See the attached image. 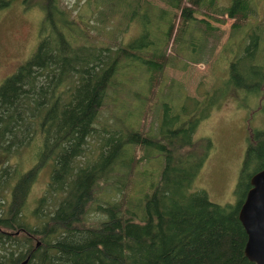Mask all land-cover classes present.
<instances>
[{"label":"trees","instance_id":"1","mask_svg":"<svg viewBox=\"0 0 264 264\" xmlns=\"http://www.w3.org/2000/svg\"><path fill=\"white\" fill-rule=\"evenodd\" d=\"M26 1L44 11L39 34L46 45L33 55L41 84L33 74L30 85H22L21 74L29 73L22 68L0 85V196L6 198L0 208L3 205V219L12 227L9 235L21 233L33 243L10 264L27 258L25 264H258L245 253L248 234L239 209L252 175L264 168V127L249 126L235 186L237 202L212 201L205 189L194 186L208 154V148H193L194 135L200 121L222 104L229 91L221 96L207 91L199 100L164 74L170 61L168 43L189 40L195 48V35L183 38L180 30L190 24L195 11L213 10L220 0H169L180 14L159 12L157 30L143 25L161 43L144 52L133 42L117 49L99 47L82 25L83 14L81 21L70 17L56 0ZM234 17L233 31L240 34L241 43L246 37L254 39L249 15L238 12ZM258 60L259 73L248 80L232 67L231 83L225 81V88L235 86L247 94L263 90L264 57L260 54ZM133 69L145 74L146 90L138 95L143 106L154 102L160 90L154 131L135 124V111H115L116 121L104 113L112 90L119 86L125 90L123 78ZM173 86L180 94L176 103L168 98ZM160 98L165 99L162 107ZM28 148L34 162L22 169V161L19 166L11 158ZM156 159L161 161L158 169ZM147 160L149 168L142 172L150 171L146 187L127 190V180ZM42 171H48L46 188L28 211L29 193ZM101 181L112 184L121 196L110 199L109 191L98 201ZM94 203L100 214L91 219ZM5 231L0 229V241ZM0 264L7 262L0 257Z\"/></svg>","mask_w":264,"mask_h":264},{"label":"rangeland","instance_id":"2","mask_svg":"<svg viewBox=\"0 0 264 264\" xmlns=\"http://www.w3.org/2000/svg\"><path fill=\"white\" fill-rule=\"evenodd\" d=\"M231 2L232 0H220L221 4L213 10L200 8L195 11L190 24L180 30V36L190 39L191 34H194L196 47L192 48L189 40L188 43L186 40L168 43L166 52L170 54V61L164 69L165 78L177 80L187 94L199 100H203L207 91L213 90L218 96H221L222 91H229L222 104L214 107L210 115L198 124L193 147L198 150L208 148L207 157L194 180V186L205 189L210 199L220 204L237 202L235 186L247 147L249 126L264 127V89L247 94L235 86L225 88V81H231L232 67L237 69L242 80L251 79L259 73L261 66L258 63L262 64V61H257V57L260 54L264 57L261 52L264 46V0H239L235 4ZM5 4L6 0H0V85L7 77L22 71V68L29 71L28 74H21L22 85L28 87L30 75L33 74L38 76V84H41L43 77L33 55L39 47L43 50L46 45L45 41L40 43L39 34L44 11L33 1L11 0L8 6L4 7ZM56 4L60 10L69 12L70 17H77L80 21L79 15L83 14L82 25L88 31L89 39L97 42L99 47L117 49L123 44L133 42L143 52V49L154 50L161 44L160 38L146 29L153 26L157 30L156 26L160 23L157 14H180V8L169 0H56ZM146 6V11L150 12V16H147L149 18L144 15ZM238 12L249 15V28L252 27L255 32L254 39L246 37L241 43L240 34L235 35L232 25L234 15ZM144 75L137 69L128 70L126 78H123L127 83L126 89L119 86L117 88L120 90L117 92L114 87L116 90H112L104 113L110 115L112 121L113 118L116 121V112L123 114L135 111V124L149 132L157 129L155 108L160 90L154 102L143 106L139 96L142 97V89L146 90V85H143ZM168 95L176 103L180 97L178 88L170 87ZM164 101V98H160L158 107H162ZM139 108L142 111L138 112ZM207 141L210 143L209 147L205 144ZM32 154L34 155L32 148H28L23 151L22 157H12L11 161L19 163V166L22 161L21 168L28 169L34 162V158H30ZM1 162L3 160L0 156V164ZM148 163V160L143 161L135 169L127 180V190L146 187L145 176L150 171L146 174L142 172L146 167L149 168L145 167ZM160 163L157 160V169ZM47 181L48 171H42L29 193L28 211L33 209L37 199L43 194ZM109 191L113 192L110 199L121 196L112 184L101 181L96 199H103ZM4 200L6 198L1 195L0 203H4ZM96 205L94 203L91 207V219L99 217L100 212L96 210ZM2 207L0 229L6 231L0 241V257L10 264L11 260L25 254L33 243L21 233L17 237L9 235L8 231L12 227L4 221L5 210Z\"/></svg>","mask_w":264,"mask_h":264},{"label":"water","instance_id":"3","mask_svg":"<svg viewBox=\"0 0 264 264\" xmlns=\"http://www.w3.org/2000/svg\"><path fill=\"white\" fill-rule=\"evenodd\" d=\"M250 181L251 187L239 209V217L248 234L245 253L251 260L264 264V168L255 172Z\"/></svg>","mask_w":264,"mask_h":264},{"label":"crops","instance_id":"4","mask_svg":"<svg viewBox=\"0 0 264 264\" xmlns=\"http://www.w3.org/2000/svg\"><path fill=\"white\" fill-rule=\"evenodd\" d=\"M200 44V43H199Z\"/></svg>","mask_w":264,"mask_h":264}]
</instances>
